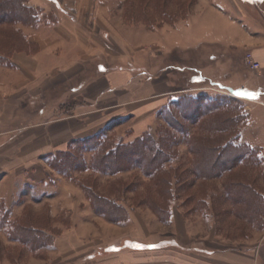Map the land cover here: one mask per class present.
<instances>
[{
  "label": "rangeland",
  "instance_id": "374dc122",
  "mask_svg": "<svg viewBox=\"0 0 264 264\" xmlns=\"http://www.w3.org/2000/svg\"><path fill=\"white\" fill-rule=\"evenodd\" d=\"M211 1L107 0L110 7L100 9L94 22L84 0H29L28 6L41 10L38 23L0 26V54L9 63L16 53L38 51L30 35L46 36L44 28L80 12L86 26H97L93 40L102 47L97 51L102 60L91 61L90 69L129 71V96L156 93L158 84L160 97L152 102L169 98L142 118L136 111L86 131L72 128L70 140L62 138L61 123L47 121L67 117L62 111L78 104L79 87L68 86L74 100L60 114H45L43 108L37 116L31 111L38 107L31 110L30 101L10 98L4 107L14 120L1 124L0 182L7 170L20 178L8 181L13 194H0V264H256L251 259L255 254L264 264V160L260 149L250 148L249 153L242 140L248 107L256 102L248 97L264 88V69L260 64L252 68L247 57L252 53L244 47L228 50L216 39L215 31L226 30L230 41L244 42V29L240 21L216 18L209 5L220 7L221 2ZM232 1L248 24L264 23V0ZM20 33L26 36L23 44ZM4 62L0 65L11 66ZM64 92L52 93L57 97ZM175 101L184 102L189 113L190 101L204 110L211 102L221 107L196 113L201 115L194 122L186 112L176 114L173 107L176 115L170 112ZM226 109L233 114L229 130ZM217 117L224 129L213 132V142L226 144V159L240 158L225 170L204 175V168L196 171L200 153L192 146L211 145L203 124L213 122L205 124L212 130L219 125ZM17 127L25 129L16 135L12 129ZM164 130L175 140L163 152L172 157L160 174L169 179L167 185L154 184L135 164L117 173L113 167L109 172L92 168L95 137L105 136L116 147L146 135L162 139ZM64 154L71 161H64ZM5 183H0V192L7 189Z\"/></svg>",
  "mask_w": 264,
  "mask_h": 264
},
{
  "label": "crops",
  "instance_id": "0c3cea01",
  "mask_svg": "<svg viewBox=\"0 0 264 264\" xmlns=\"http://www.w3.org/2000/svg\"><path fill=\"white\" fill-rule=\"evenodd\" d=\"M84 1L88 11L91 9L93 12L91 15L94 22L100 17V9L103 10V8L110 7L107 6V0ZM216 1L221 2L220 7L209 5L216 13L215 17L224 18L229 23H235L236 20L240 21L241 23L239 22V24L244 29L245 40L240 42L233 38L230 41V38L226 35V30L222 32L215 31L216 39L222 42L228 50H241V47H244V49L254 55L255 61L263 66L264 69V23L255 20L248 24V18H246L244 13L240 12V8L232 0ZM204 2L210 4L212 1L204 0ZM32 4H35V2H32ZM90 4L92 7H89ZM78 13L79 16L77 18H75L74 14L72 16L68 13L69 16L66 15L64 18H59L58 22L53 23L51 27L44 28L46 36L37 37L39 32L35 35H30V37L28 35L31 42H36L39 45L36 53H16L10 59L11 66L0 65V131L4 129L1 124L10 118L12 112L7 113V107H4L10 98L18 99L21 103L23 99H27V101H30L29 107L31 110L36 109L34 107H38V109L31 111L37 116L43 108H46L44 110L45 114H60L59 109L61 107L66 109V106L70 104V100H74L71 88H68L71 84L79 87L76 96L80 98V100L77 99L79 101L78 104L76 102L77 105L73 110L62 111L63 115L66 114L67 117L47 121L48 125L61 123L63 125L61 129L66 134H62V138H67V140L71 139L70 131H72V128L76 129L75 131L77 132L86 131L95 124L109 121L113 116L133 115L136 111H138L139 117L142 118L145 115H150L152 111L163 103L166 104L169 98L164 99L163 103L152 102V99L160 97L159 93L161 91L158 93L160 87L158 84L154 87L157 90L156 93L137 98L133 93L129 96L133 89V79H131L129 71H113L109 68L98 72L88 67L94 59L102 60L99 52H97L102 47L93 40L97 26H86L81 18L79 20L81 14L80 12ZM81 13L83 15V12ZM195 34L198 33L196 32ZM197 41L196 45H198ZM146 45H149V43ZM261 73L264 75L263 70ZM65 85L67 90L64 88ZM64 89L66 90L65 92ZM45 90L47 93L44 95L42 92ZM53 91L64 93H59L60 95L55 97L52 93ZM50 93L54 97L52 95L48 97L47 95H50ZM248 98L256 102L248 107V118L242 131V140L251 148L260 149L262 160H264V88L257 91L253 97ZM140 102L143 103L137 107L134 106ZM40 105L41 107H39ZM18 119L22 122V117ZM10 120L11 122L14 120L13 116ZM71 122L76 123L73 125ZM23 129L25 128L17 127L12 130L17 135V132ZM251 130L254 132L252 136L251 134L248 135V131ZM18 178H20V175L17 176L7 170L2 175L0 182L5 183L6 181L7 189H4L0 194L5 196L13 194L14 189L12 190L8 181L14 179L16 183ZM257 258L258 256L255 254L251 259L256 264H261L257 261Z\"/></svg>",
  "mask_w": 264,
  "mask_h": 264
},
{
  "label": "trees",
  "instance_id": "16d2710c",
  "mask_svg": "<svg viewBox=\"0 0 264 264\" xmlns=\"http://www.w3.org/2000/svg\"><path fill=\"white\" fill-rule=\"evenodd\" d=\"M28 3H29V0H3V1L0 0V12H1L0 13V26L11 24L13 22L14 23L16 22L24 23V24L26 23L28 25L38 23L40 20L39 18H40L41 10L39 9L40 13H37L36 10L38 9L32 6H28L27 5ZM19 32L20 31H18V33ZM20 34L22 38L21 40L19 39V43L23 44V42L26 41V36L22 33ZM6 59L7 58H5V56L0 54V63L5 61L3 64H7V65L11 64L10 59H9V63L6 61ZM179 101L172 102L169 109L173 107L176 110L175 112H177L176 114H183L185 112L186 114L184 115L190 114L191 118H194V122L197 121V118H199L201 115V114L196 115V113L205 111L210 114V111L212 109L219 110V108L221 107L219 104L211 102L213 103V105H209L204 110L202 109V107L198 106L197 104L193 106V103H192L193 101L192 102L190 101L191 103L186 102L188 103L187 106L189 105L192 106V110H191L192 112L189 113L183 107L184 102L178 103ZM205 103L208 104L210 102L209 100H206ZM172 109L170 110V112L173 114ZM176 114L174 113L173 115H176ZM186 117H189V116H186ZM245 118L247 119L248 117L245 116ZM186 119L190 120V118H186ZM232 119H233L232 112L226 109V126L228 125L227 127L228 130L231 129L230 125H231ZM208 122H204V123L207 124ZM212 123H208V124H212ZM205 124H203V128L206 129V133L211 135V137L209 136L212 140L210 141L212 142L211 145L202 144L200 141L196 140L197 142H200V143H198V146H195L193 145L194 143L192 141L194 140L191 138V136H188L187 138H188V142H192L190 144L191 146L193 145L192 148L193 147L198 148V149H195V151L200 153V158H199L200 162H198L196 165L197 166L196 171L199 173V171L202 170L200 169V167H202L204 168V171H203L204 175H208L209 173H215L216 170H219V171H221V169L225 170L227 167L226 166L227 164L229 163L233 164L234 162L239 161L240 157L232 156L233 157L232 159H228V158L226 159V148H227L226 144L220 146V144L216 145V143L213 142V139H214L213 132L218 133L224 129V128L222 129L224 122H222L220 118L217 117L216 119V124H219L217 125L218 127L213 128L212 130L209 129L208 127L206 128ZM172 127L175 130H177L176 126L172 125ZM162 136H163L162 139L154 140L150 135H146L142 138L135 140L131 144L118 143L116 147L112 146L111 143H108V141L110 140H108L105 136L95 137L93 141H96V142H92V143H95L94 148H93L95 150V155L91 162V166L93 169H97V170L104 171V172H109V170H111V168L113 167L115 169V171L113 172L117 173V172H123V170L126 169L125 168L126 164L127 165L135 164V166H138L140 169L143 170L144 174L148 176V178L151 181H153L154 184L159 185L160 183H162V184L167 185V182L169 181V179L167 177H164L163 175L161 176L160 174L163 172V170H165L166 164L172 157L170 158V155H168L169 152L166 154H163V152L165 151L164 150L166 148L165 146L168 147L172 145L175 142V140H173L174 138L171 136L170 133L167 132V130L163 131ZM90 141L91 140L84 141V142L86 143ZM245 146L249 147V149L251 148L248 145H245ZM249 149H248L249 153L253 151L251 149L249 151ZM61 156L64 158V161H71L72 157L69 154H64ZM256 156L258 158V152L256 153L255 157ZM69 163H73V162H69ZM52 165L54 169L55 167H57L55 166V163ZM104 217H107V216L104 215Z\"/></svg>",
  "mask_w": 264,
  "mask_h": 264
},
{
  "label": "built area",
  "instance_id": "2783aa9c",
  "mask_svg": "<svg viewBox=\"0 0 264 264\" xmlns=\"http://www.w3.org/2000/svg\"><path fill=\"white\" fill-rule=\"evenodd\" d=\"M247 57H248V62H249V64L252 65V68L253 69H256V68H258L260 66L258 62H256V61L253 60L252 54H248Z\"/></svg>",
  "mask_w": 264,
  "mask_h": 264
}]
</instances>
